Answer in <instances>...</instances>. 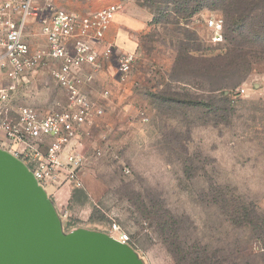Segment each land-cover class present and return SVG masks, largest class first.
<instances>
[{"label":"rangeland","instance_id":"1","mask_svg":"<svg viewBox=\"0 0 264 264\" xmlns=\"http://www.w3.org/2000/svg\"><path fill=\"white\" fill-rule=\"evenodd\" d=\"M131 1L152 10L160 6ZM209 1L212 8L191 17L179 34L168 16L140 31L138 41L117 43L136 57L127 82L115 83L116 60L108 61L89 94L105 106L98 94L108 89L109 101L120 108H106L100 119L106 137L92 133L87 142L83 187L70 189L63 209L55 207L71 229L109 234L117 222L143 264H264V0H225L242 12L243 23L230 32L224 22L218 43L204 21L224 18L225 6ZM189 31L190 41H172ZM226 53L246 59L248 69L239 71L246 72L240 84L221 90L207 65ZM54 101L63 103L65 95L50 78H36L15 97L17 104L44 112L56 107ZM93 145L101 146L100 156ZM88 180L100 184L98 198ZM222 195L255 211L253 224H233L222 212Z\"/></svg>","mask_w":264,"mask_h":264},{"label":"built area","instance_id":"2","mask_svg":"<svg viewBox=\"0 0 264 264\" xmlns=\"http://www.w3.org/2000/svg\"><path fill=\"white\" fill-rule=\"evenodd\" d=\"M119 8L112 4L80 16L55 8L50 1L0 0V147L21 160L47 195L63 186L82 188L87 142L92 133L100 139L106 137L100 119L109 108L110 91L98 94L105 106L92 99L89 87L96 73L113 56L116 84L124 85L132 71L135 55L118 51L104 37ZM30 20L37 23L43 41H27ZM204 26L211 41H223L221 16H209ZM36 78L54 80L65 101H54L56 107L48 112L17 104L15 97ZM138 115L147 120L141 110ZM92 149L96 156L101 155V146ZM108 235L128 244L129 236L115 221Z\"/></svg>","mask_w":264,"mask_h":264},{"label":"water","instance_id":"3","mask_svg":"<svg viewBox=\"0 0 264 264\" xmlns=\"http://www.w3.org/2000/svg\"><path fill=\"white\" fill-rule=\"evenodd\" d=\"M0 264H143L132 248L87 229L64 233L46 192L0 149Z\"/></svg>","mask_w":264,"mask_h":264},{"label":"trees","instance_id":"4","mask_svg":"<svg viewBox=\"0 0 264 264\" xmlns=\"http://www.w3.org/2000/svg\"><path fill=\"white\" fill-rule=\"evenodd\" d=\"M146 2L156 3L160 6H156L155 9L148 8L150 13L152 14V19L148 22L147 27L157 25L162 21V19L167 18L170 16V23L174 26L173 32L174 33H181V26L184 24L187 25L188 20L193 17L194 15L200 13L202 9H210L212 8V5L208 3L209 0H141ZM215 1V0H210ZM224 3L225 8H223L222 14H223V21L226 22V28H230V32H234L235 30H239L241 27V24L243 23L242 12H238L236 9L231 7V4H226L225 0H219ZM167 6H170L168 8ZM225 19V20H224ZM224 29L223 28V39H224ZM188 31V30H187ZM144 32V31H143ZM141 34V33H140ZM193 35L192 31H189L188 36L185 35H178V37L185 39V41H190V37ZM176 36H173L172 39ZM180 50L181 48L178 47ZM196 49H193L191 47L188 51H193ZM208 68H210L207 73L208 76H213L219 78V82H221V86L219 89H225L232 85V87H236L238 84H240L241 81L245 79L246 72L241 73L239 72L242 68V66H246L248 69V62L246 59L242 58H230V54L226 53L225 55H217L210 59H208ZM246 69V70H247ZM237 72V73H236ZM234 78L235 82L234 84H230L228 82L229 78ZM224 92V91H223ZM222 92V98H226L224 96V93ZM191 101V100H188ZM224 101V100H223ZM191 103L194 104V102L191 101ZM73 195H78L77 191L73 192ZM51 202H53L50 199ZM221 202V209L222 212L229 218V220L238 226H251L253 224L255 218V211L248 210L244 205L238 203L236 200H234L231 196L227 197L226 195H222L220 197ZM53 204V203H52ZM54 206V205H53ZM55 208V207H54ZM61 221V220H60ZM61 227L62 231L64 233H69L73 231L74 229H71V226H64L61 221ZM107 234V233H106ZM199 260V258L197 257Z\"/></svg>","mask_w":264,"mask_h":264},{"label":"crops","instance_id":"5","mask_svg":"<svg viewBox=\"0 0 264 264\" xmlns=\"http://www.w3.org/2000/svg\"><path fill=\"white\" fill-rule=\"evenodd\" d=\"M48 1H50L55 8L64 9L80 16L90 15L95 11L117 3L120 8L112 21L109 23L104 34L105 39L115 43L117 47L118 44L120 45L122 43L123 45L124 41H138L140 36L139 32L148 29L147 24L152 19V14L147 8L133 3L131 0H41V4H45V2ZM37 33V23H35L34 20H30L27 28V41H30L33 44L36 41H43ZM172 41H185V39L174 37ZM118 51L125 50L121 49L119 46ZM115 60L116 57L113 56L109 61L111 62ZM103 68L104 67L102 66L101 70H103ZM119 108L120 104L112 99L108 109L114 111ZM86 180L87 179H84V181ZM87 186L92 196L94 198H98L100 194V184L98 185V183L88 180ZM70 189L71 187L63 186L62 188L54 191V207L59 209H63L65 207V204L68 202L70 197Z\"/></svg>","mask_w":264,"mask_h":264},{"label":"flooded vegetation","instance_id":"6","mask_svg":"<svg viewBox=\"0 0 264 264\" xmlns=\"http://www.w3.org/2000/svg\"><path fill=\"white\" fill-rule=\"evenodd\" d=\"M0 149H2V150H4V151H6L5 149H3V148H1L0 147ZM7 152V151H6ZM16 158V157H15ZM17 160H19L20 162H21V160L19 159V158H16ZM22 163V162H21ZM23 164V163H22ZM24 165V164H23ZM25 166V165H24ZM126 245H128V244H126Z\"/></svg>","mask_w":264,"mask_h":264}]
</instances>
